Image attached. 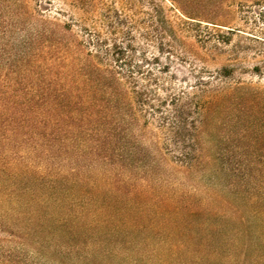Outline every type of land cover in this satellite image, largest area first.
Instances as JSON below:
<instances>
[{
  "label": "trees",
  "instance_id": "trees-1",
  "mask_svg": "<svg viewBox=\"0 0 264 264\" xmlns=\"http://www.w3.org/2000/svg\"><path fill=\"white\" fill-rule=\"evenodd\" d=\"M16 27L20 53L0 44V203L14 205L0 217V264H97L94 222L112 242L149 208L160 242L147 254L161 264H264V89L261 118L241 83L200 79L156 106V91L95 54L79 65L59 23L0 16V39ZM31 51L68 55L42 67ZM261 130L262 149L249 146Z\"/></svg>",
  "mask_w": 264,
  "mask_h": 264
},
{
  "label": "rangeland",
  "instance_id": "rangeland-1",
  "mask_svg": "<svg viewBox=\"0 0 264 264\" xmlns=\"http://www.w3.org/2000/svg\"><path fill=\"white\" fill-rule=\"evenodd\" d=\"M2 9L0 16L8 23L21 20L32 24L39 19L59 23L64 43L72 45L69 53H77L79 65L89 60L88 52L95 54L102 68L132 74L138 89L156 91L151 100L156 106L170 94H191L203 79L212 87L239 83L251 87L254 93L246 101L248 112L253 118L262 117L264 0H0ZM14 30L13 35L0 39V44H6L7 51H1L6 58L20 53L13 49L24 33L19 27ZM46 52L31 51L32 61L43 67L52 57L68 55L66 51H49L51 55L44 59ZM224 70L228 72L221 80L213 77ZM147 130L145 141L149 143L156 127L149 124ZM259 139L248 145L262 149V130ZM89 207L95 208L93 202ZM11 209V203H0V217L12 218ZM154 210L149 208L147 215L138 219V226L124 227L113 239L116 242L100 244L107 237L106 229L94 222L89 250L96 263L133 264L131 260L139 257L137 264H161L147 254L160 242L154 235L153 223L158 218ZM0 237L10 235L0 231Z\"/></svg>",
  "mask_w": 264,
  "mask_h": 264
}]
</instances>
